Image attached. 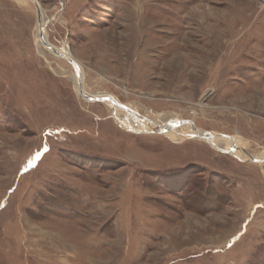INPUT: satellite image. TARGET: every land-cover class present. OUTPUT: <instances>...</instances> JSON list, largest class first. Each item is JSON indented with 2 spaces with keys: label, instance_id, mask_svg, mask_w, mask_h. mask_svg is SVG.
Instances as JSON below:
<instances>
[{
  "label": "rangeland",
  "instance_id": "374dc122",
  "mask_svg": "<svg viewBox=\"0 0 264 264\" xmlns=\"http://www.w3.org/2000/svg\"><path fill=\"white\" fill-rule=\"evenodd\" d=\"M39 2L142 128L78 94L31 0H0V264H264V0ZM184 119L239 156L159 128Z\"/></svg>",
  "mask_w": 264,
  "mask_h": 264
},
{
  "label": "water",
  "instance_id": "95a60500",
  "mask_svg": "<svg viewBox=\"0 0 264 264\" xmlns=\"http://www.w3.org/2000/svg\"><path fill=\"white\" fill-rule=\"evenodd\" d=\"M36 8H37V14H38V22L40 25L41 30L44 32V29L46 27V22H45V18L43 17L42 14V10L39 4V0H33ZM43 43L45 45V47L47 49H49L51 52H53L54 54H57L58 56H61L63 59L67 60L75 69V73H77V75H79V83L81 85V91H80V96L88 101V102H107L110 101L113 105H117L120 108L128 111L129 113L133 114V113H137L139 114L136 110H134L133 108H131L130 106H128L127 104L122 103L121 101H119L118 99L115 98V96H113L112 94H108V93H101V95L98 94H92L90 92H85L84 90V84H83V69L82 66L80 64V62L74 58L72 56V51L70 48H66V47H61L59 48L58 46L54 45L53 43L50 42V40L46 39L43 35ZM115 113V112H114ZM119 125H122L123 122H118ZM191 124L192 126V130L195 134L196 137L210 143L212 146H214L218 151L223 152V153H233L237 150V146L236 145H232L230 146L228 149H225L223 147H220L219 145H217V143L212 140L211 135L210 136H206L203 133H201L199 127L197 126V124L195 123L194 120L191 119H184V120H180L178 123L175 124H163L164 128H162L163 130H171L174 129L175 127H178L180 125H184V124ZM131 131L134 132H138L135 129H130ZM159 128H157L156 130H146L144 132H159ZM232 137V136H229ZM249 155V159L253 162H264V156L263 157H256L254 155H252L251 153H248Z\"/></svg>",
  "mask_w": 264,
  "mask_h": 264
},
{
  "label": "bare ground",
  "instance_id": "6f19581e",
  "mask_svg": "<svg viewBox=\"0 0 264 264\" xmlns=\"http://www.w3.org/2000/svg\"><path fill=\"white\" fill-rule=\"evenodd\" d=\"M33 3H34V1L33 0H31ZM35 4V3H34ZM39 4H40V2H39ZM35 7H36V5H35ZM40 7H41V10H42V14H43V17L45 18V15H44V11H43V8H42V6H41V4H40ZM36 10H37V8H36ZM43 35H44V37L46 38V39H48V36H47V31H46V27H45V29H44V32L41 30V28H40V25H39V22H38V31L36 32V44L38 45V47L39 48H45V45H44V43H43ZM49 50V49H48ZM51 53H53V52H51ZM54 54V53H53ZM55 56H58L57 54H54ZM72 56L74 57V55L72 54ZM58 57H61V56H58ZM62 58V57H61ZM75 58V57H74ZM76 76H77V78H78V82H77V92H78V94L80 95V91H81V85H80V83H79V75H77L76 74ZM82 79H83V84H84V90H85V92H87V90H86V88H85V73H84V71H83V76H82ZM75 80V79H74ZM101 95V94H100ZM106 103H108L111 107H112V109H113V114H114V116H115V119L117 120V122H123L122 123V125H119L120 127H122V128H124V129H127V130H130V129H137V131H139V129L140 128H142L141 126H139L138 128L137 127H134V128H131V125L130 124H128L127 122H126V120H125V115L123 114V115H117L118 113H117V108H120L119 106H115V105H113L110 101H107ZM122 109V108H121ZM123 110V109H122ZM124 111H126V110H124ZM115 112V113H114ZM127 112V111H126ZM137 114V113H136ZM139 116H140V114H139ZM139 123V122H138ZM156 124V123H155ZM130 125V126H129ZM144 125V124H143ZM186 125H188V123L186 124ZM191 125V124H190ZM156 128V127H155ZM159 128H164V126H163V124H159ZM140 131H141V129H140ZM201 131V130H200ZM201 133H203L204 135H206V136H210L209 134H207V133H204L203 131H201ZM211 138H212V140H214L216 143H217V145H219L220 147H225V141L227 140L228 141V143L230 144V146H232V145H236L237 146V144H235L234 143V140L236 139L235 137L233 138V137H229V136H227V135H221V134H217V133H213V134H211ZM224 139V140H223ZM229 146V147H230ZM214 147V146H213ZM228 147V148H229ZM238 147V146H237ZM225 148H227V146L225 147ZM227 148V149H228ZM241 148H237V150L233 153L234 155H238L237 154V152H238V150H240ZM239 153V152H238ZM239 156V155H238ZM248 157H249V155H248Z\"/></svg>",
  "mask_w": 264,
  "mask_h": 264
}]
</instances>
